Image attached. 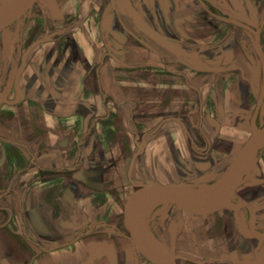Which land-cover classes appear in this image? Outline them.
<instances>
[{
  "label": "crops",
  "instance_id": "0c3cea01",
  "mask_svg": "<svg viewBox=\"0 0 264 264\" xmlns=\"http://www.w3.org/2000/svg\"><path fill=\"white\" fill-rule=\"evenodd\" d=\"M44 6L7 86L19 99L0 104V264H155L126 230V199L152 182L214 186L251 134L260 59L201 0ZM245 172L234 195L263 222L264 145ZM242 216L178 211L177 264H264Z\"/></svg>",
  "mask_w": 264,
  "mask_h": 264
},
{
  "label": "water",
  "instance_id": "95a60500",
  "mask_svg": "<svg viewBox=\"0 0 264 264\" xmlns=\"http://www.w3.org/2000/svg\"><path fill=\"white\" fill-rule=\"evenodd\" d=\"M34 1L35 0H0V30L7 27L25 13ZM225 20L253 34L255 47L261 62L262 82L256 105L250 118L251 134L234 156L227 170L217 179L212 193L206 199L197 200L198 195L195 188L188 187L184 183L176 182L141 185L126 199L124 205V220L129 236L137 249L155 264H177V261L174 254L167 250L160 242L154 240L153 237L152 240H149L142 233L139 226V219L136 215V208L139 202L144 199L154 198L156 200L174 203L187 213L202 215L221 209L234 210L247 206L251 209L252 213L249 223L252 234L257 238H264V235H258L253 228L255 219L253 208L242 200L237 203L231 202L235 189L250 176L245 173L249 159L264 145V125L258 126L256 123L257 115L264 98V52L260 42L261 27L254 29L238 20ZM21 68L22 66L18 71H20ZM19 95L20 93L17 92L15 98L6 100L4 97L0 99V102L6 100L8 103H15L19 99Z\"/></svg>",
  "mask_w": 264,
  "mask_h": 264
},
{
  "label": "rangeland",
  "instance_id": "374dc122",
  "mask_svg": "<svg viewBox=\"0 0 264 264\" xmlns=\"http://www.w3.org/2000/svg\"><path fill=\"white\" fill-rule=\"evenodd\" d=\"M48 2V0H46ZM201 2L204 4L205 7H214L218 9L219 14L221 15H228L232 18H240V17H246L249 18L245 13L248 11L251 12L252 8L256 7L258 4L263 3L264 0H201ZM45 0H35L33 4L27 9L25 13H23L21 16H19L16 20H14L11 24H9L7 27L0 30V70L1 69H10L12 68V64L15 58V52L18 51V46H27L32 44H36L35 39L28 36L27 33H23L25 29H30L32 27H29V22L33 14H35V10L40 8L41 6L44 8L45 6ZM121 11L126 14H133V10L130 7H124L121 8ZM203 13H206L205 11H201ZM41 15H43L41 13ZM40 15V20H37V23H39V28H41L42 23L44 22L43 17ZM264 16V6L260 13H258L257 21H255V24H259V20L262 19ZM47 21V20H45ZM36 29L38 27H35ZM233 31L232 34L234 37H236V42L241 44L243 51L245 50L248 55L254 54V60L255 62H259V56L255 47V42L253 36L249 33V35L244 34L246 32L245 30L241 29V27H238L241 32H238V28L232 27ZM30 31V30H29ZM24 35V36H23ZM28 36V37H27ZM248 37V38H247ZM262 38H264L262 36ZM34 40V41H33ZM32 41V42H31ZM263 44V43H262ZM264 45V44H263ZM264 49V47H263ZM258 71H260L259 68H257ZM8 72H6V75H4V78L8 77ZM260 89V85L258 87ZM1 92V89H0ZM3 98V95L0 94V99ZM263 118L261 119V123H263ZM190 174V173H189ZM188 174V175H189ZM155 184V183H151ZM190 187V185L188 186ZM195 189L204 190L206 192L211 191V189L204 188V186H200L199 188L193 187ZM233 199H238V196L235 194ZM160 203H157L155 205L154 209L151 204L150 208L147 210V213L142 216L141 219L142 222L145 224V226L150 231L152 237L154 240H157L160 242L167 250H169L171 253H174L172 250V247L174 245L175 241V230H171V223H177L176 222V216L178 215V211L181 209L177 207L174 203L161 201ZM165 215H169L167 219L165 218ZM125 227L126 223L125 220H123ZM126 230L128 232V229L126 227ZM173 242V244H172ZM175 256V254H174ZM176 257V256H175ZM242 262V261H241ZM246 264H253V263H246Z\"/></svg>",
  "mask_w": 264,
  "mask_h": 264
},
{
  "label": "flooded vegetation",
  "instance_id": "af4514ba",
  "mask_svg": "<svg viewBox=\"0 0 264 264\" xmlns=\"http://www.w3.org/2000/svg\"><path fill=\"white\" fill-rule=\"evenodd\" d=\"M262 6H263V3L258 4L256 7H254V9L252 8V11L251 12L248 11L247 13H245L246 15H244V16H248L249 18L240 17V18H235V19L232 18V17H230V16H228V15H221V14H219L218 9H216V8H214L212 6L209 7V8L206 7V9L211 14H213L215 16H218V17H220L221 19H224V20L225 19L238 20V21H240V22H242L244 24H247L248 26H250V27H252L254 29L255 28H258V27H261L260 42H261L262 49H263V47H264V45H263L264 44V38H262V36H263V32H264V16L262 17L261 20H259V24H255V21H257L258 13H259V11H260V9H261ZM242 29H244V28H242ZM244 30L247 31V32H249L253 36V34L250 31H248L246 29H244ZM253 38H254V36H253ZM254 42H255V40H254ZM31 46H32V43L30 45L25 46L24 48H22V46H20V47L18 46V51H16L14 53L15 54V58H14V61H13V64H12V68L10 67L9 70L8 69H1L0 70V89H1L0 94L3 95V98L5 97L6 100H11V99L15 98L17 92L20 93L19 89H16L15 92H14L13 97L12 98H9L8 97V87L7 86L8 85L9 86L10 85L12 86L14 84L15 78L18 77V75L23 70V68L25 66V62H26V55H27V53H28V51H29V49H30ZM263 52H264V49H263ZM21 66H22L21 70L18 71ZM261 71H262V67H261ZM6 72H8L7 73L8 74V77L7 78H4L3 76L6 75ZM6 100L0 102V104H2L4 102H7ZM262 102H264V98H263V101ZM256 123H257L258 126L264 125V123L263 124L260 123V120H259V112H258V115H257ZM246 175H249V174L246 173ZM233 198H234V196H233ZM233 198L231 199V202L232 203H237L238 201H241V200L247 202L246 200L241 199V198H238V199H233ZM247 203L250 205L251 208H253L254 213H255V219H254V223H253V228H254L255 232L257 233V231L259 229H262V232H263L262 234L264 235V221L261 222L260 220H258V209L255 206H253L252 204H250L249 202H247ZM237 209H242L243 210L244 216H242V217H243V219L245 221V224H246L248 237L249 238H254V235L252 234V232L250 230V225H249L250 219H251V215H252L251 209L249 207H247V206H243V207H240V208H237ZM224 210H227L228 212H233L236 209H234V210H232V209H224ZM168 216L169 215H165V218L164 219H167ZM233 217H234L235 221L238 219V217L234 213H233ZM176 226H177V223H173L172 222L171 223V230L174 231L175 228H176ZM247 233H246V235H247ZM175 258H176V261H177V258L178 257L176 256Z\"/></svg>",
  "mask_w": 264,
  "mask_h": 264
},
{
  "label": "bare ground",
  "instance_id": "6f19581e",
  "mask_svg": "<svg viewBox=\"0 0 264 264\" xmlns=\"http://www.w3.org/2000/svg\"><path fill=\"white\" fill-rule=\"evenodd\" d=\"M250 161V159H249ZM204 188L211 189L210 193L206 191H202L200 189L197 190L198 199L197 200H204L212 193L214 186H204ZM157 201L154 198L144 199L137 205L136 208V215L138 218H142L144 214L147 213V210L150 208L151 204ZM139 226L142 231V233L147 237L149 240H152V236L148 228L145 226V224L142 222L141 219H139ZM154 241V240H153Z\"/></svg>",
  "mask_w": 264,
  "mask_h": 264
},
{
  "label": "trees",
  "instance_id": "16d2710c",
  "mask_svg": "<svg viewBox=\"0 0 264 264\" xmlns=\"http://www.w3.org/2000/svg\"><path fill=\"white\" fill-rule=\"evenodd\" d=\"M108 53H110V51H109V52H107V54H108Z\"/></svg>",
  "mask_w": 264,
  "mask_h": 264
}]
</instances>
